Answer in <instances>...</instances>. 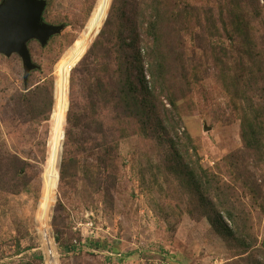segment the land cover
I'll return each mask as SVG.
<instances>
[{"label": "rangeland", "instance_id": "374dc122", "mask_svg": "<svg viewBox=\"0 0 264 264\" xmlns=\"http://www.w3.org/2000/svg\"><path fill=\"white\" fill-rule=\"evenodd\" d=\"M46 1L27 84L0 54V264H264V0Z\"/></svg>", "mask_w": 264, "mask_h": 264}, {"label": "water", "instance_id": "95a60500", "mask_svg": "<svg viewBox=\"0 0 264 264\" xmlns=\"http://www.w3.org/2000/svg\"><path fill=\"white\" fill-rule=\"evenodd\" d=\"M46 0H2L0 2V54L18 53L24 62V79L27 84L32 70L38 68L28 47L31 40L45 46L48 40L60 33L63 25H51L44 20Z\"/></svg>", "mask_w": 264, "mask_h": 264}, {"label": "trees", "instance_id": "16d2710c", "mask_svg": "<svg viewBox=\"0 0 264 264\" xmlns=\"http://www.w3.org/2000/svg\"><path fill=\"white\" fill-rule=\"evenodd\" d=\"M97 45V44H96ZM95 45V46H96ZM98 71V70H97ZM99 78V80L97 79ZM101 77H99L98 75H96L95 77V80H96V83H102V86H98L96 92H95V95H99V94H104L105 93V90L103 92H101V90H103V83H105L104 80H101L100 79ZM122 83H124V86H123V89H122V92H124L125 95L124 96V101L122 102V104L124 105V108L128 107V109H130V111L133 113L132 115H135L137 118L139 115V112L141 111L142 109V106L145 107V104L147 102L146 101H136L134 99V95L135 94V91L134 89L132 88L131 86V83H133L132 79H128L126 81H121ZM44 84H40L38 85V91H37V96L41 98H44V99H47V94H49L50 96L52 95V85H49V86H43ZM25 96V95H23ZM37 98V97H36ZM169 100L171 102V104L173 105V107H175L177 109V105H176V102L173 101V99H171V97L169 96ZM37 106L39 107V105L36 103V107ZM151 108L154 107L153 105H149ZM74 110V106H72L71 108V114ZM100 110V103L97 101H95L93 99L90 100V103H89V106H88V109L87 111H89L91 114H95L96 112H98ZM151 113H148L147 111H145V115L146 116H142V117H139L140 119L139 120H143L142 123L143 125H145V121L149 118ZM81 118V116L77 115L76 118H70V123L72 121V119L74 120V124H73V127L76 125L78 126L80 124V122L78 121L79 119ZM79 122V123H78ZM94 123V130L96 129H100V133H103V122L102 121H99V120H94L93 121ZM247 123V122H246ZM244 123V124H246ZM87 126H89V122H87ZM70 125V124H69ZM70 127H72L70 125ZM67 130V139H68V142H67V149H66V153H65V157H64V162L62 164V170H61V175H62V178L65 177V168H66V165H65V160L67 158H69V148L70 147V143L69 141L71 140V138L73 137V130L74 128H70ZM79 128V127H77ZM96 128V129H95ZM84 126H83V130H84ZM88 132V131H87ZM87 132H83L84 134H87ZM90 132V131H89ZM257 132H254L253 135L250 134L249 132V127L247 128V126H244V130H243V139L246 143V146L248 147H252L253 148V145L251 142V138L253 136V139L255 140V142H258L256 140V136H257ZM89 135V134H88ZM74 136H76V131H74ZM89 142V141H88ZM112 141H109V149L112 147ZM3 159V156L0 158V160ZM24 164V161L22 159H20L19 156L17 155H13V156H7V159H5V161H0V190H6V191H14V190H17V188H15L16 186V183H14V181L16 179H21L23 177V175L25 174V169L24 167L22 166ZM15 188V189H14ZM231 220H235L236 217H234L233 215L230 216Z\"/></svg>", "mask_w": 264, "mask_h": 264}, {"label": "bare ground", "instance_id": "6f19581e", "mask_svg": "<svg viewBox=\"0 0 264 264\" xmlns=\"http://www.w3.org/2000/svg\"><path fill=\"white\" fill-rule=\"evenodd\" d=\"M48 206H49V205H48L47 202L43 204V208H44V209H47ZM45 225H46V227H47V224H46V223H45Z\"/></svg>", "mask_w": 264, "mask_h": 264}, {"label": "built area", "instance_id": "2783aa9c", "mask_svg": "<svg viewBox=\"0 0 264 264\" xmlns=\"http://www.w3.org/2000/svg\"><path fill=\"white\" fill-rule=\"evenodd\" d=\"M88 224H89V226L91 227L93 223H88Z\"/></svg>", "mask_w": 264, "mask_h": 264}]
</instances>
